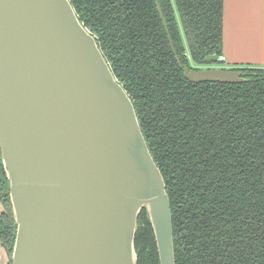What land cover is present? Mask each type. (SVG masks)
<instances>
[{
	"label": "water",
	"instance_id": "95a60500",
	"mask_svg": "<svg viewBox=\"0 0 264 264\" xmlns=\"http://www.w3.org/2000/svg\"><path fill=\"white\" fill-rule=\"evenodd\" d=\"M184 77L244 81L222 68L185 67ZM0 149L17 224L11 264H136L143 208L159 264H175L163 176L69 0H0Z\"/></svg>",
	"mask_w": 264,
	"mask_h": 264
},
{
	"label": "trees",
	"instance_id": "16d2710c",
	"mask_svg": "<svg viewBox=\"0 0 264 264\" xmlns=\"http://www.w3.org/2000/svg\"><path fill=\"white\" fill-rule=\"evenodd\" d=\"M69 0L129 96L170 201L175 264H264V67L230 65L239 83L191 82L222 56L223 0ZM187 43V46H186ZM0 243L17 224L0 149ZM136 264H159L146 209Z\"/></svg>",
	"mask_w": 264,
	"mask_h": 264
},
{
	"label": "crops",
	"instance_id": "0c3cea01",
	"mask_svg": "<svg viewBox=\"0 0 264 264\" xmlns=\"http://www.w3.org/2000/svg\"><path fill=\"white\" fill-rule=\"evenodd\" d=\"M222 56L231 66L264 67V0H223ZM0 264H8L1 243Z\"/></svg>",
	"mask_w": 264,
	"mask_h": 264
},
{
	"label": "rangeland",
	"instance_id": "374dc122",
	"mask_svg": "<svg viewBox=\"0 0 264 264\" xmlns=\"http://www.w3.org/2000/svg\"><path fill=\"white\" fill-rule=\"evenodd\" d=\"M187 46V43H186ZM227 67H230L229 64L223 62V61H214V62H207L205 64H201L198 66L197 69H202V68H222V69H227Z\"/></svg>",
	"mask_w": 264,
	"mask_h": 264
}]
</instances>
